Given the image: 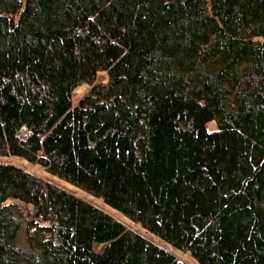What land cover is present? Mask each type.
<instances>
[{"label": "trees", "instance_id": "1", "mask_svg": "<svg viewBox=\"0 0 264 264\" xmlns=\"http://www.w3.org/2000/svg\"><path fill=\"white\" fill-rule=\"evenodd\" d=\"M0 158L146 234L0 162V264H264V0H0Z\"/></svg>", "mask_w": 264, "mask_h": 264}, {"label": "rangeland", "instance_id": "2", "mask_svg": "<svg viewBox=\"0 0 264 264\" xmlns=\"http://www.w3.org/2000/svg\"><path fill=\"white\" fill-rule=\"evenodd\" d=\"M104 81H105V74H99L98 75V82H104ZM88 89H89V87L87 85H81V86L77 87L72 92V96H71L72 103L75 104L77 102V100L79 98H81L87 92ZM209 126H211V125H209ZM209 126H207L208 129H209ZM0 162L10 163V164H15V165L21 166L25 170H27L28 172L32 173L33 175L38 176L39 178H41L43 180H47V181L55 184L56 186H58L62 189H65L68 192H70V193L82 198L83 200L91 203L92 205L98 207L99 209H101L102 211L106 212L111 217H113L115 220L121 222L125 227H127V228L141 234V235H146L145 232L138 225L130 223L129 221L124 219L120 214H118L117 212L112 211L109 208H107L102 203L101 200L94 198V197L82 192L81 190H78L74 187H71L64 182L51 177L50 175L46 174L40 167L35 166V165H30V164L26 163L25 161L15 159V158H4V159L0 158ZM173 254L179 261L185 262L187 264H196L191 259L189 254L180 253V252H173Z\"/></svg>", "mask_w": 264, "mask_h": 264}]
</instances>
